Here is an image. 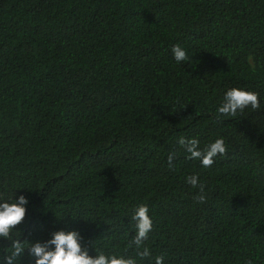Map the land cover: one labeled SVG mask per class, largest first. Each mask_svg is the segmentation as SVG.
Returning a JSON list of instances; mask_svg holds the SVG:
<instances>
[{"label": "trees", "instance_id": "trees-1", "mask_svg": "<svg viewBox=\"0 0 264 264\" xmlns=\"http://www.w3.org/2000/svg\"><path fill=\"white\" fill-rule=\"evenodd\" d=\"M231 88L260 108L218 118ZM180 137L227 155L205 168ZM20 195L26 246L77 231L93 257H135L145 204L138 264H264V0H0V200Z\"/></svg>", "mask_w": 264, "mask_h": 264}, {"label": "clouds", "instance_id": "clouds-1", "mask_svg": "<svg viewBox=\"0 0 264 264\" xmlns=\"http://www.w3.org/2000/svg\"><path fill=\"white\" fill-rule=\"evenodd\" d=\"M172 53L177 63L189 59L186 50L179 44L172 47ZM249 106L253 110L260 108L258 93L241 88H231L226 92L223 103L217 109L218 118L219 116L234 118L238 112H243ZM178 143L188 154L189 159L200 161L205 168L211 167L218 155H227L223 138L216 139L203 149L199 147V140L196 138L180 137ZM175 155L176 153L172 152L168 156L170 167ZM186 182L193 188L199 189L194 199L198 203L206 202L205 186L199 183L198 176H188ZM28 203L29 199L25 195H20L18 199L12 197L10 200H0V238L10 242L6 247L0 246V259H3L5 264H19L25 249L36 258L35 264H138L136 257L142 260L152 255L150 249L144 246V241L148 239L149 233L153 229V220L149 215V208L145 204L138 205L131 216L132 221L135 222L133 225L135 235L128 242V247H135L136 256L105 254L96 249L98 255L93 257L89 255L88 249L82 246L81 237L77 231H57L53 233L51 239L44 243H29L26 246L27 240L21 242L19 235L14 236V230L24 221L25 206ZM154 264H164V256H155ZM248 264H252V262L248 261Z\"/></svg>", "mask_w": 264, "mask_h": 264}]
</instances>
